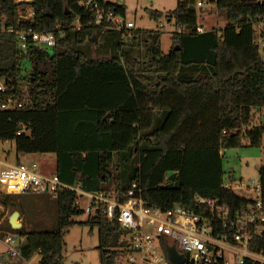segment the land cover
Returning <instances> with one entry per match:
<instances>
[{"label":"trees","instance_id":"1","mask_svg":"<svg viewBox=\"0 0 264 264\" xmlns=\"http://www.w3.org/2000/svg\"><path fill=\"white\" fill-rule=\"evenodd\" d=\"M105 5L125 17L124 4ZM214 10L225 14V26L202 32L195 0H177L166 13L147 10L155 22H174L164 54L158 28L100 34L78 0H0V80L5 97L23 102L0 112V141L13 140L16 155L54 154L58 179L83 192H113L124 202L133 190L148 207L211 217L195 203L199 196L217 201L233 220L247 201L222 188V154L243 138L259 146L264 132L247 128L252 109L264 108V33L252 27L264 20V0H215ZM8 28L49 33L55 43L22 50ZM95 40L108 56L86 58L83 45ZM21 123L29 130L17 136ZM257 174L264 196V166ZM12 195L0 193V204L13 212ZM52 196L56 228L19 234V256L38 254L37 264H63L64 235L82 213L76 192ZM85 224L97 228L100 264H117L125 231L100 209ZM225 232L221 224L215 230ZM256 238L254 249H264V236Z\"/></svg>","mask_w":264,"mask_h":264},{"label":"built area","instance_id":"2","mask_svg":"<svg viewBox=\"0 0 264 264\" xmlns=\"http://www.w3.org/2000/svg\"><path fill=\"white\" fill-rule=\"evenodd\" d=\"M15 1V0H14ZM31 0H19V2ZM107 0H78L94 15L93 24L100 34L107 29L126 30L135 28L133 21L115 14L105 5ZM215 0H195V7L206 3L214 5ZM79 18H76L77 24ZM162 23L157 28H162ZM253 30L264 33V20L257 19ZM204 31L202 25L196 28ZM15 34L18 46L25 50L28 45L53 46L55 40L49 33H37L31 28L14 30L6 29ZM6 85L0 80V112L20 109L23 102L11 96L5 97ZM28 126L19 125L16 135L28 133ZM241 182V181H240ZM223 180L222 188L246 199L247 204L227 220V209L217 201L195 196L197 205L206 207L211 217L201 215L179 207L160 209L146 206L138 197H132L133 190L127 192L129 198L120 202L115 193H87L76 187L61 182L56 174L46 176L38 171L32 162L11 164L0 160V193H50L60 189L70 190L90 197L95 210L100 209L106 219L116 221L125 233L121 237V257L118 264H171L165 252L167 245H173L178 253L184 255L183 264H264V249L255 250L258 244L256 237L264 236V196L259 181L246 184ZM135 187V185H133ZM123 197V196H122ZM221 224L230 230L223 235L215 233ZM232 231V232H231ZM7 253L19 255L15 247V237L6 234L2 239Z\"/></svg>","mask_w":264,"mask_h":264},{"label":"rangeland","instance_id":"3","mask_svg":"<svg viewBox=\"0 0 264 264\" xmlns=\"http://www.w3.org/2000/svg\"><path fill=\"white\" fill-rule=\"evenodd\" d=\"M124 4L126 7L125 17L133 21L135 28L155 29L159 23L163 27L161 31L160 48L164 54L171 49L172 34L176 31L174 22H168L161 18L155 22L149 19L147 10H157L166 13L176 7L177 0H109ZM23 2V1H22ZM27 2V1H25ZM197 13V25H203L204 30L220 29L225 26L226 18L223 12L214 10L210 3L202 7H195ZM96 45L85 44L83 50L87 59H98L108 56L110 50L101 44L100 40H95ZM99 45V46H98ZM43 46V45H41ZM26 85L23 83L21 90L25 91ZM264 126V108H254L251 111V119L247 126ZM0 160L11 164L21 162L30 164L34 162L39 173L52 176L55 174L54 154H22L16 155L15 143L11 141H0ZM264 166V132L262 133L259 146H249L246 138L242 139L241 146L223 151L222 171L223 179L229 177L235 183H250L258 181L257 170ZM167 178V176H166ZM21 218V227L12 229L9 227L8 218L12 213L9 206L0 204V264H37L40 257L35 254L30 260H25L21 256H11L7 253L2 239L6 234L15 237L17 248L20 240V233L28 231H51L56 228V204L54 197L50 193H21L11 196ZM78 208L82 211L72 219L75 224L64 235L63 264H100L98 246V234L96 227H90L85 222L94 214L95 208L92 206V199L86 195L79 194L76 199ZM119 263V261H118ZM117 263V264H118Z\"/></svg>","mask_w":264,"mask_h":264},{"label":"water","instance_id":"4","mask_svg":"<svg viewBox=\"0 0 264 264\" xmlns=\"http://www.w3.org/2000/svg\"><path fill=\"white\" fill-rule=\"evenodd\" d=\"M191 8H193L191 6ZM95 37L91 39V41H94ZM174 49H179L178 47H174ZM108 117V115H107ZM19 213L17 211H13L11 215L8 218L9 225L12 229H18L21 227V224L18 221ZM165 252L168 260L171 264H183L184 263V255L181 253H178L173 245H167L165 247Z\"/></svg>","mask_w":264,"mask_h":264},{"label":"crops","instance_id":"5","mask_svg":"<svg viewBox=\"0 0 264 264\" xmlns=\"http://www.w3.org/2000/svg\"><path fill=\"white\" fill-rule=\"evenodd\" d=\"M15 2L17 3V2H19V0H15ZM214 6V5H213ZM203 26V25H202ZM19 217H20V215H19ZM19 221V223L21 224V218L18 220ZM22 225V224H21Z\"/></svg>","mask_w":264,"mask_h":264}]
</instances>
